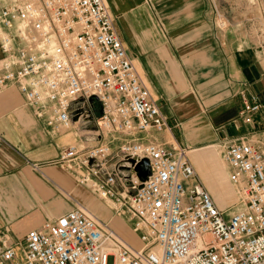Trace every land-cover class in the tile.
<instances>
[{"label":"built area","instance_id":"obj_1","mask_svg":"<svg viewBox=\"0 0 264 264\" xmlns=\"http://www.w3.org/2000/svg\"><path fill=\"white\" fill-rule=\"evenodd\" d=\"M0 95L16 86L54 134L75 133L55 165L126 216L140 249L73 208L22 242L0 232V264H264V137L223 149L242 209L213 203L166 131L104 0H0ZM240 117L259 110L241 84ZM93 103L98 104L97 118ZM143 160L148 175L135 168ZM21 251V252H20Z\"/></svg>","mask_w":264,"mask_h":264},{"label":"crops","instance_id":"obj_2","mask_svg":"<svg viewBox=\"0 0 264 264\" xmlns=\"http://www.w3.org/2000/svg\"><path fill=\"white\" fill-rule=\"evenodd\" d=\"M104 1L143 86L166 117V131L154 139L191 150L193 165L218 205L225 207L217 199L221 189L230 203L236 202L210 149L264 137V62L243 43L234 47L231 42L227 51L233 36L215 29L207 0ZM243 83L260 105L250 113V124L240 117ZM196 100L203 111L194 115ZM92 106L98 114V105ZM78 141L73 132L54 134L16 86L0 95V232L15 241V235H27L72 210L75 202L84 203L82 187L54 164L64 148ZM100 208L95 209L100 219L140 248L128 218L116 221L111 211L103 217Z\"/></svg>","mask_w":264,"mask_h":264},{"label":"rangeland","instance_id":"obj_3","mask_svg":"<svg viewBox=\"0 0 264 264\" xmlns=\"http://www.w3.org/2000/svg\"><path fill=\"white\" fill-rule=\"evenodd\" d=\"M207 1H209V3L211 4V16L214 22L215 29H217L220 35H223L224 33L226 34L230 33V35L233 36L232 38L233 41L228 40V43L226 44V47H228L227 51L229 52V50L231 49L230 48L231 42H234V45H235L234 47H237L238 45L243 43L244 44L243 46H248L249 49L255 52L257 56H259L260 60L264 62V0H207ZM196 105L197 106H194L193 108L194 115L198 112H201V109L203 111V108L199 106L197 100H196ZM98 109H99V106H98ZM93 116L97 118V112L95 108H93ZM169 141L173 143L170 139ZM75 144H77V142ZM210 150H215L216 152V157L213 160L214 166L222 174V178L224 179V181L228 185H230L233 192H235L234 194H236V190L234 189L235 186L230 184L228 176H227L228 166L223 159L224 150L220 148H216V147H211ZM189 157L192 162L193 161L192 157L190 155ZM198 172L199 171L196 170V173L202 182L201 176L199 175L200 172L199 173ZM79 186L80 188L82 187L81 194H83L82 197H84L83 198L84 203L75 202L74 204L76 208L77 207L79 208L80 206H82L83 208L91 212L95 217H97L99 221L103 222L100 219L99 215L95 212V209L98 206V207H101L98 210V212H103V217H105V212L111 211L113 216L115 215V220L121 222V220L119 219V217H117L115 213L116 212L115 209H117V207H115L114 202L110 200L101 199L95 192L92 191V189H90L86 185L79 184ZM205 189H206V186H205ZM227 189H228L227 191L230 192L229 186H227ZM238 193L239 191L237 192V194ZM225 197L227 199L226 195ZM237 198L238 200L236 202L234 201L230 203L229 201L230 197H228L226 201L223 195L220 194L219 197H217L218 202L220 203L221 206H225V207H220L217 201L216 200L215 201L219 209L224 214L229 216V213L234 212L237 206H239L240 204L242 205V199H241L240 194L238 195ZM86 199L89 201H87ZM233 199L236 200V197H233ZM103 223L107 224L106 222H103ZM130 233L133 234L131 230H130ZM119 235L121 236V234ZM25 237L26 235H22V234L14 236L16 242H22L25 239ZM134 237L136 236L134 235ZM136 248H139V247H136Z\"/></svg>","mask_w":264,"mask_h":264},{"label":"bare ground","instance_id":"obj_4","mask_svg":"<svg viewBox=\"0 0 264 264\" xmlns=\"http://www.w3.org/2000/svg\"><path fill=\"white\" fill-rule=\"evenodd\" d=\"M174 142V141H173ZM175 143V142H174ZM191 150H188L187 151V157L189 158V160H190V157H189V152H190ZM190 163H191V165L193 166V168H194V170L196 169L195 168V166L193 165V163L191 162V160H190ZM195 172H196V170H195ZM227 174H228V172H227ZM202 179V178H201ZM201 181V180H200ZM204 181L202 180V185L204 186ZM231 184V183H230ZM205 186H206V184H205ZM205 186H204V188H205ZM206 189H207V191H208V193L210 194V196H211V198H212V200H213V203H214V205L216 204V201H215V199H214V197H213V195H212V193L210 192V190L208 189V187L206 186ZM205 189V190H206ZM234 189L236 190V194H237V189L234 187ZM219 193L220 194H222L223 195V197L226 199V197H225V191L223 190V189H221L220 191H219ZM218 193V195H217V197H219V194ZM238 195H239V193L237 194V197H238ZM227 199H228V197H227ZM227 199H226V201H227ZM241 205V204H240ZM218 209H219V207H218V205L216 204L215 205ZM242 206V205H241ZM83 212H85V214H87V215H89L91 218H93L94 220H97L98 222H100L101 224H103V225H105V226H109V228H112L111 227V225L110 224H105V223H103V222H101V221H99L94 215H92L88 210H86V209H84V208H82V207H79ZM220 210V209H219ZM238 211H240V210H238ZM238 211H234V212H232V213H229V215H231V214H233V213H236V212H238ZM113 229V228H112ZM114 230V229H113ZM115 232H116V234L125 242V243H127V245L128 246H131V247H133V248H136V247H134L133 245H131L130 243H128L127 242V240H124L118 233H117V231L116 230H114ZM136 249H139V248H136Z\"/></svg>","mask_w":264,"mask_h":264},{"label":"water","instance_id":"obj_5","mask_svg":"<svg viewBox=\"0 0 264 264\" xmlns=\"http://www.w3.org/2000/svg\"><path fill=\"white\" fill-rule=\"evenodd\" d=\"M137 171H139L140 176L142 178H145L148 175V163L146 160H143L140 164H138L135 168Z\"/></svg>","mask_w":264,"mask_h":264}]
</instances>
